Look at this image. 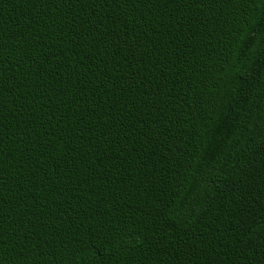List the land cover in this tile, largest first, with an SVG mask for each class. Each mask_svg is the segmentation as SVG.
<instances>
[{"label": "trees", "instance_id": "obj_1", "mask_svg": "<svg viewBox=\"0 0 264 264\" xmlns=\"http://www.w3.org/2000/svg\"><path fill=\"white\" fill-rule=\"evenodd\" d=\"M0 264H264V0H0Z\"/></svg>", "mask_w": 264, "mask_h": 264}]
</instances>
